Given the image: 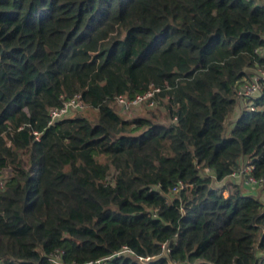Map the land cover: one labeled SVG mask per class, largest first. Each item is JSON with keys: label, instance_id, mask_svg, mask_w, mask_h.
I'll list each match as a JSON object with an SVG mask.
<instances>
[{"label": "trees", "instance_id": "1", "mask_svg": "<svg viewBox=\"0 0 264 264\" xmlns=\"http://www.w3.org/2000/svg\"><path fill=\"white\" fill-rule=\"evenodd\" d=\"M259 69L264 0H0V264H264Z\"/></svg>", "mask_w": 264, "mask_h": 264}, {"label": "built area", "instance_id": "2", "mask_svg": "<svg viewBox=\"0 0 264 264\" xmlns=\"http://www.w3.org/2000/svg\"><path fill=\"white\" fill-rule=\"evenodd\" d=\"M264 80V69H259L258 72L253 75L250 81L243 82L239 88H238V95L241 99H247L250 100L261 88V80ZM159 90V88H156L152 85H149V87L140 94L135 95L132 99H127L125 96H117L116 97V106L119 107L120 111H123L124 113H129L131 109L136 108L137 106L143 104L146 105L148 108H153L156 106L157 101L155 99V93ZM250 108L253 109L252 103H249ZM84 107V103L80 97L79 94H76L72 98L66 100L63 102V104L60 107H56L50 110V119L49 123H52L53 121L60 119L70 113L73 110L82 109ZM241 173V172H237ZM237 173H233L232 176H234ZM246 182L250 183L252 185L259 186L261 180H256L252 176L245 177ZM181 185H177L173 188V192H178ZM126 251V250H124ZM120 254V253H117ZM55 264H61V262L58 260V255L53 260Z\"/></svg>", "mask_w": 264, "mask_h": 264}, {"label": "rangeland", "instance_id": "3", "mask_svg": "<svg viewBox=\"0 0 264 264\" xmlns=\"http://www.w3.org/2000/svg\"><path fill=\"white\" fill-rule=\"evenodd\" d=\"M117 109L120 110L119 107ZM149 110L150 109L146 105L144 106L143 104H141L136 108L131 109V111L129 112L131 113V115H140L145 114ZM125 115H127V113H125ZM230 180L235 181L237 184H239L243 193L254 194L258 197H264V189L262 188V186H254L250 183H247L243 174L237 173L234 176L230 177ZM225 194H227V192H225Z\"/></svg>", "mask_w": 264, "mask_h": 264}]
</instances>
